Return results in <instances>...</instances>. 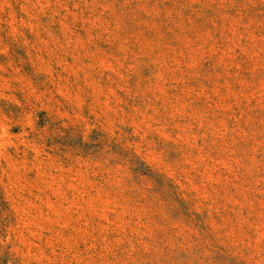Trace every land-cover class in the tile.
<instances>
[{"label": "rangeland", "instance_id": "1", "mask_svg": "<svg viewBox=\"0 0 264 264\" xmlns=\"http://www.w3.org/2000/svg\"><path fill=\"white\" fill-rule=\"evenodd\" d=\"M0 264H264V0H0Z\"/></svg>", "mask_w": 264, "mask_h": 264}]
</instances>
